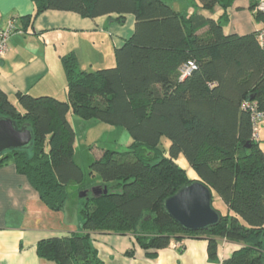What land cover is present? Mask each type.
Instances as JSON below:
<instances>
[{"label":"trees","instance_id":"16d2710c","mask_svg":"<svg viewBox=\"0 0 264 264\" xmlns=\"http://www.w3.org/2000/svg\"><path fill=\"white\" fill-rule=\"evenodd\" d=\"M199 9L223 10L220 17L177 10L170 0H33L32 18L47 9L95 18L135 17L131 36L115 50V64L85 69L74 51L62 55L64 98L0 88V117L33 132L29 148L0 156L13 160L41 200L54 211L70 199L69 186L96 187L79 204V228L41 239L38 255L57 264H104L93 234L135 236L149 257L173 241L208 240L218 264H264V150L253 138L250 106L264 112V48L257 30L226 32L234 0H192ZM256 0L250 1L253 9ZM257 19L263 20L260 12ZM28 18V17H27ZM16 31V27L15 30ZM193 61L188 75L183 67ZM249 105V106H248ZM122 125L133 136L125 150L102 148L88 172L76 160V131L70 114ZM170 140L169 149L160 147ZM183 154L195 169L190 178L178 163ZM200 181L225 203L218 225L185 230L165 209L166 198ZM107 188V191H105ZM222 239L240 244L220 259Z\"/></svg>","mask_w":264,"mask_h":264},{"label":"crops","instance_id":"0c3cea01","mask_svg":"<svg viewBox=\"0 0 264 264\" xmlns=\"http://www.w3.org/2000/svg\"><path fill=\"white\" fill-rule=\"evenodd\" d=\"M250 1L234 0L231 12L235 13L234 7L251 9ZM35 10L33 0H0V28L11 21L16 27L9 38L8 51L0 59V88L10 96L17 92L66 96L67 82L61 57L69 51L79 55L78 49L63 45L64 33L98 32L95 41L104 43L109 54L96 61L80 62L85 69H97L115 64L116 48L135 28L132 14H126L124 21H120L117 14L91 18L74 11L47 9L30 22L29 16ZM199 10L205 16L213 15L210 10ZM255 30L254 27L235 28L226 32L246 34ZM110 47H114V54ZM69 205L74 206L67 214ZM79 225L78 204H68L61 211L51 210L28 177L18 172L13 160L0 166V264H57L38 255V242L75 231ZM93 241L104 264H218L209 260L205 238L173 241L154 258L147 255L131 234L97 232L93 234ZM239 247L238 243L222 239L219 258L230 256Z\"/></svg>","mask_w":264,"mask_h":264},{"label":"rangeland","instance_id":"374dc122","mask_svg":"<svg viewBox=\"0 0 264 264\" xmlns=\"http://www.w3.org/2000/svg\"><path fill=\"white\" fill-rule=\"evenodd\" d=\"M240 2L246 3L247 0H239ZM171 4L177 10L184 11L185 13L191 11L199 12V8L195 5L192 0H170ZM232 7H229L227 12L228 19L224 24L225 31L231 29H250L254 27L258 29L262 25V21L257 19L254 15L253 9L248 7L235 8V13H232ZM215 17H220L223 13L222 8L216 7L210 11ZM64 46L78 49V55L80 62L85 61H96L102 55H108L109 52L102 42L95 41L98 36L97 31H86L64 33ZM102 38V37H100ZM94 45V46H93ZM95 50V51H94ZM114 54V47H110ZM100 53V54H98ZM114 62V61H113ZM112 63V62H111ZM71 122L76 131V160L88 172V166L90 161L96 156L100 155L102 148H111L117 150H125L133 142V136L130 131L122 125L110 124L104 121H100L94 118H81L75 114H70ZM257 130L259 132V145L264 150V117L258 123ZM170 140L167 137L161 139L160 147L168 150ZM179 165L187 170L190 178L197 176L195 169L191 166L188 159L180 154L178 157ZM93 188H79V184L71 183L69 186L70 199L68 204H79L82 196V192H86L87 195L93 194ZM215 208H219L221 211L226 210L225 203L215 194L214 201ZM74 205H69V210L66 212L70 214V210Z\"/></svg>","mask_w":264,"mask_h":264},{"label":"water","instance_id":"95a60500","mask_svg":"<svg viewBox=\"0 0 264 264\" xmlns=\"http://www.w3.org/2000/svg\"><path fill=\"white\" fill-rule=\"evenodd\" d=\"M32 142L33 132L28 126L18 129L12 119L0 117V156L12 149L29 148ZM93 192L97 194L100 189L94 187ZM84 195L86 192L81 193ZM212 199L211 190L202 182L194 181L166 198L164 207L185 230L201 231L221 221V213L213 207Z\"/></svg>","mask_w":264,"mask_h":264},{"label":"built area","instance_id":"2783aa9c","mask_svg":"<svg viewBox=\"0 0 264 264\" xmlns=\"http://www.w3.org/2000/svg\"><path fill=\"white\" fill-rule=\"evenodd\" d=\"M254 11L260 12L263 15L262 26L257 30V37L260 45L264 48V0H256ZM14 30L15 23L13 21H11L8 26L0 28V59H2L8 51L9 38ZM194 67L195 63L193 61L188 62V64L183 67V74L188 75ZM249 109H251V121L254 129L253 138L258 140L259 132L257 130V126L264 117V112L257 110L254 106H250Z\"/></svg>","mask_w":264,"mask_h":264}]
</instances>
